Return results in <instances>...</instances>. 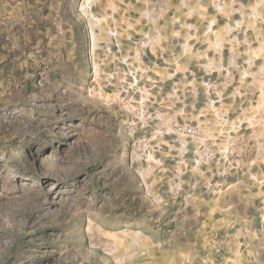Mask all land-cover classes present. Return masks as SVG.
<instances>
[{"label": "rangeland", "instance_id": "obj_1", "mask_svg": "<svg viewBox=\"0 0 264 264\" xmlns=\"http://www.w3.org/2000/svg\"><path fill=\"white\" fill-rule=\"evenodd\" d=\"M38 15L36 0H0V264H214L172 247L180 207L145 194L122 123L107 131L81 24ZM261 76L234 152L251 166L264 161Z\"/></svg>", "mask_w": 264, "mask_h": 264}, {"label": "built area", "instance_id": "obj_2", "mask_svg": "<svg viewBox=\"0 0 264 264\" xmlns=\"http://www.w3.org/2000/svg\"><path fill=\"white\" fill-rule=\"evenodd\" d=\"M216 3L218 11L222 3ZM76 15L89 64L87 93L117 112L145 194L187 209L200 193L228 192L232 174L251 166L234 155L237 140L243 143L251 128L246 110L252 90L233 78L241 68L239 48L253 46L241 26L244 16L226 25L236 31L228 34L232 48L218 49L212 22L199 36L191 29L186 37L168 38L148 24L133 33L95 12L91 0H79ZM228 104L238 107L230 111ZM258 181L264 186V175Z\"/></svg>", "mask_w": 264, "mask_h": 264}, {"label": "crops", "instance_id": "obj_3", "mask_svg": "<svg viewBox=\"0 0 264 264\" xmlns=\"http://www.w3.org/2000/svg\"><path fill=\"white\" fill-rule=\"evenodd\" d=\"M36 1L38 19L52 20L55 27L61 23L57 19H77L79 0ZM217 1L222 3L218 11ZM91 3L95 12L110 15L109 19H115L116 24L129 25L137 34L148 24L168 38L186 37L191 29L199 36L206 23L212 22L217 29L218 49L232 48L228 34L236 31H226V25H232L242 14L241 26L248 29L253 46L239 48L241 68L233 78L245 88L258 89L263 83L264 22L257 19H264V0H91ZM69 37L72 38L71 33ZM219 64L220 61L215 66ZM237 107L228 104L230 111ZM105 114L109 132L121 120L112 109L105 108ZM207 174L213 176L211 170ZM252 175L257 180H251ZM263 175L264 161L232 174L227 180L230 188L223 195L200 193L187 209L171 207L172 247L183 255L194 251L204 263L264 264V186L258 181Z\"/></svg>", "mask_w": 264, "mask_h": 264}]
</instances>
